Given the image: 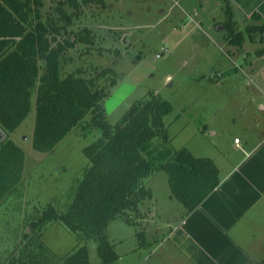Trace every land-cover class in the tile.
Wrapping results in <instances>:
<instances>
[{
    "label": "rangeland",
    "instance_id": "rangeland-1",
    "mask_svg": "<svg viewBox=\"0 0 264 264\" xmlns=\"http://www.w3.org/2000/svg\"><path fill=\"white\" fill-rule=\"evenodd\" d=\"M42 1L47 17L64 0ZM103 1L105 6L96 2L85 7L74 21L73 31L92 30L95 43L70 50L72 60L64 73L83 69L86 76L94 78L104 69L114 70L117 84L109 89L105 101L113 125L137 100L157 95L168 101L173 110L165 123L172 148H187L196 157L210 158L225 172L228 162L242 155L235 138H242L243 129L255 130L259 125L258 136L264 132V56L255 54L264 50V41L259 33H246L248 25L261 22L233 15L235 32L246 37L244 45L238 47L227 40L230 33L223 26L227 16L219 0ZM198 2L202 5L193 9ZM164 47L167 54L162 52ZM100 86H107L105 79ZM35 120L33 109L10 135L26 160L18 192L0 208V256L29 242L25 224L36 208L45 209L52 203L65 211L67 193L87 164L84 149L101 137L99 130L79 129L53 151H38L34 147ZM86 120L91 123V116ZM146 185L153 190L154 200L148 201L144 210L149 214L155 204L158 215L142 221V226L119 219L106 230L115 252L122 257L117 264L148 260L157 247H141L138 232L145 230L148 243L155 244L167 234L165 215L178 222V214L184 212V206L171 197L166 173L152 175ZM39 241L55 263L79 245L75 234L60 223L48 226ZM89 248L91 264H102L97 243L91 242ZM160 256L165 257L164 249Z\"/></svg>",
    "mask_w": 264,
    "mask_h": 264
},
{
    "label": "trees",
    "instance_id": "trees-1",
    "mask_svg": "<svg viewBox=\"0 0 264 264\" xmlns=\"http://www.w3.org/2000/svg\"><path fill=\"white\" fill-rule=\"evenodd\" d=\"M219 1L227 16L223 24L230 33L227 40L242 47L246 37L235 32L230 1ZM96 2L105 6L103 0H64L45 17L42 0H0V129L7 134L5 141L0 140V208L18 192L25 168V153L10 135L33 109L34 147L38 151H53L79 129L101 132V137L84 149L87 164L67 193L65 211L52 203L45 209L36 208L25 224L29 242L0 256V264H91V242L97 243L102 264H117L120 256L106 230L119 219L142 226L149 216L145 204L154 198L146 179L166 173L171 197L188 213L220 187V170L212 159L196 157L187 148H172L165 123L173 110L168 101L157 95L137 100L113 125L105 101L109 89L117 84L114 70L104 69L94 78L86 76L83 69L64 73L72 60L70 50L95 43L92 30L75 33L72 27L84 8ZM251 19L261 23L248 25L246 33H259L263 42L261 15L254 13ZM98 53L102 55L103 50ZM255 54L264 56V50ZM103 79L106 87L100 86ZM90 116L91 123L86 120ZM54 223L68 228L79 244L60 263L52 261L39 241ZM137 236L141 247L150 246L145 230Z\"/></svg>",
    "mask_w": 264,
    "mask_h": 264
},
{
    "label": "crops",
    "instance_id": "crops-1",
    "mask_svg": "<svg viewBox=\"0 0 264 264\" xmlns=\"http://www.w3.org/2000/svg\"><path fill=\"white\" fill-rule=\"evenodd\" d=\"M229 1L234 16L248 20L258 13L264 21V0ZM258 127H245L242 138H235L242 155L225 172L220 169L217 191L193 212L184 208L178 222L165 215L167 234L149 242L147 247L157 248L140 264H264V132L258 136ZM155 207L146 222L158 215Z\"/></svg>",
    "mask_w": 264,
    "mask_h": 264
},
{
    "label": "water",
    "instance_id": "water-1",
    "mask_svg": "<svg viewBox=\"0 0 264 264\" xmlns=\"http://www.w3.org/2000/svg\"><path fill=\"white\" fill-rule=\"evenodd\" d=\"M7 139V134L0 129V140L5 141Z\"/></svg>",
    "mask_w": 264,
    "mask_h": 264
},
{
    "label": "built area",
    "instance_id": "built-area-1",
    "mask_svg": "<svg viewBox=\"0 0 264 264\" xmlns=\"http://www.w3.org/2000/svg\"><path fill=\"white\" fill-rule=\"evenodd\" d=\"M162 52H163L164 54H167V53H168V52H167V48L164 47V48L162 49ZM160 55H161V54H159L157 57L160 58ZM235 143L239 145L240 140H239V139H236V140H235Z\"/></svg>",
    "mask_w": 264,
    "mask_h": 264
}]
</instances>
